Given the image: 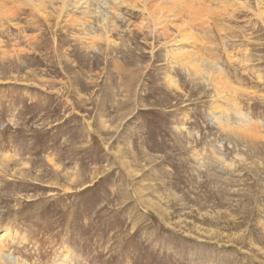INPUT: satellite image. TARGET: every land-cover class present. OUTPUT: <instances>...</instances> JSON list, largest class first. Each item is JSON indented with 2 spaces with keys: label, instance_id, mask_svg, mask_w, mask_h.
Returning <instances> with one entry per match:
<instances>
[{
  "label": "rangeland",
  "instance_id": "374dc122",
  "mask_svg": "<svg viewBox=\"0 0 264 264\" xmlns=\"http://www.w3.org/2000/svg\"><path fill=\"white\" fill-rule=\"evenodd\" d=\"M99 1L0 0V264H264V1Z\"/></svg>",
  "mask_w": 264,
  "mask_h": 264
},
{
  "label": "bare ground",
  "instance_id": "6f19581e",
  "mask_svg": "<svg viewBox=\"0 0 264 264\" xmlns=\"http://www.w3.org/2000/svg\"><path fill=\"white\" fill-rule=\"evenodd\" d=\"M64 1H65V5H66V0H64ZM131 1H133V3ZM151 1L152 0H141L140 2H138V0H115V3H116L117 7H121V6L128 7V9H130L132 12H134V14H139L142 17V19L145 20L148 16L147 14H149V12H148L149 11V3ZM155 1L161 2V0H153V2H155ZM205 1H206V6L201 8V12H203L206 16H207V14H210L213 16L217 15L219 13L223 14L224 12L226 14L230 13V14L234 15L235 13H240L242 10L247 9V3L246 2H239L240 0H208V1L205 0ZM262 1H264V0H257V2H259V3ZM140 4H142V5L139 6ZM212 5H214V6L216 5V7H213L211 9ZM259 7H260L259 8L260 9L259 14L264 16V10L261 9V6H259ZM172 8L173 9L170 10V13H173V14H175V13H177V14L190 13L191 15L195 14V10L193 11V9H191L189 7H180L177 9V7L174 8V6H173ZM162 9L165 10L164 7ZM201 12H200V16L202 18L203 14L201 15ZM159 18L160 17L158 16L157 17V21H158L157 23L158 24H161L162 22L166 21L165 19L159 20ZM175 43H177V42H175ZM181 57H184V59H187V57H185L184 55L181 54L179 56V60L181 59ZM184 61L186 62V60H184ZM200 63H201V61H200ZM201 67H202V71H203V66H201ZM204 69H206V67H204Z\"/></svg>",
  "mask_w": 264,
  "mask_h": 264
}]
</instances>
